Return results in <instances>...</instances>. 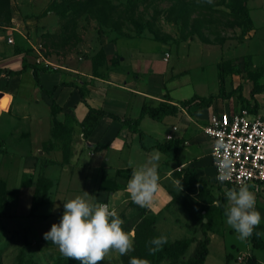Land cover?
Listing matches in <instances>:
<instances>
[{"label": "rangeland", "instance_id": "1", "mask_svg": "<svg viewBox=\"0 0 264 264\" xmlns=\"http://www.w3.org/2000/svg\"><path fill=\"white\" fill-rule=\"evenodd\" d=\"M9 1L15 12L26 6L34 13L32 16L37 17V24L32 27L22 26V15L15 22V28L24 33L28 42L30 61L40 66L48 65L63 78L77 83L86 73H91V56L100 50L110 57H126L127 60L129 53L134 54L135 59L126 65L130 71L132 69V80H139L142 74L141 89L152 92L166 89L165 92L176 100L189 99L195 93L217 95L221 84L224 94H229L242 86L243 79L258 80L252 66L254 59L264 54V0H214L212 4L206 0ZM66 2L73 6L66 15L50 11L55 5L59 7ZM6 16L0 11V20ZM0 34L6 37V30L0 28ZM12 35L7 34L8 38ZM131 39L142 42L135 41L120 49V42ZM157 43L171 53L170 63L164 61L163 47ZM111 65H107V70L102 69L106 71L103 78L110 77ZM126 67L119 71L126 73ZM173 72L179 76L173 77ZM26 79L25 98L13 93L12 80L0 79V189L4 185L9 190H17V200L9 204L8 217L0 219V264H24L28 259H33L35 264H69L71 259L65 258L58 246L45 240L43 234L60 222L63 203L76 196L115 208L124 221L123 229L134 234V251L124 256L113 252L102 264H128L135 257L137 227L144 219L152 222L149 228L156 237L168 238L166 244L190 241L187 252L178 260L164 256L150 264L188 261L197 241L204 236L198 220V195L184 189L180 191L176 185L181 172L168 175L159 171V191L150 208L139 207L122 191L110 194L101 190L103 180L116 177L112 174L113 168L104 163L94 169L90 165L95 158H107L108 155L102 153L104 146L87 148L83 144L81 149L76 148L70 163H64L61 152L45 153L42 140L51 134L52 111L43 102L34 105L32 96L40 92L33 76ZM238 96L237 93L233 96L234 101L239 100ZM70 116L75 115L71 113ZM59 118L63 120L64 116L59 114ZM32 132L37 135L36 143L29 145L26 138ZM40 156L55 159L45 170L44 176L53 182L45 193L43 189L36 191ZM82 157L83 160L88 158L86 162L81 161ZM131 158L130 161L140 166L145 163L139 153ZM113 160L112 156L108 162L114 164ZM171 161L173 158L168 162ZM124 162L127 161L122 162L125 166ZM129 174L121 181L125 187ZM24 182H31V185L25 187ZM263 188L251 190L256 192V209L262 216L257 228L264 237ZM85 192L89 195L85 196ZM213 222L206 264H247L248 259L254 257L248 254L250 242L238 239L225 217L217 214ZM260 253L264 257V251ZM74 264L80 261L75 260Z\"/></svg>", "mask_w": 264, "mask_h": 264}, {"label": "crops", "instance_id": "2", "mask_svg": "<svg viewBox=\"0 0 264 264\" xmlns=\"http://www.w3.org/2000/svg\"><path fill=\"white\" fill-rule=\"evenodd\" d=\"M10 8L12 15L11 26H5L3 24L4 19L7 17H5L3 21L0 20V28L6 30V37H2L0 34V79L3 78L5 80H12L15 84L13 93L16 96L25 98L23 93L26 86L25 81H27L26 77L33 76L36 89H38L40 92L38 96H32V99H34V105L43 102L45 105L49 106V109L52 111L53 99H51L38 86L33 69L30 68L27 71L20 73L22 72L25 64L34 65L35 63L30 61L29 55L26 53L29 49L28 42L25 39L24 33L18 28H15V22L17 21L18 16L22 15L24 19L22 26L27 24L28 27H32L37 24V17L32 16L34 13L26 8V6L20 7V11L18 12H15L13 6ZM9 33L13 34L12 38L14 39V43L12 44L8 43L7 34ZM135 41L142 42V40L131 39L128 40V42H120L122 45L119 44V47L120 49L123 45H127L128 47ZM7 45L11 47L8 48ZM160 45L163 47L162 52L164 54V61L166 63H170L171 53L165 50L164 45ZM166 54H169L168 59H166ZM113 55H115V53H113ZM128 55H130L128 60L126 57H123L119 63H117V65H111V60L115 56L110 57L107 55L109 64L111 67H113V71H111L110 77L108 79L94 76L92 69L91 73L85 74V77L81 76L82 80H80L79 83L67 77L63 78L62 75L57 73L53 68L52 71L41 70L39 72L42 85L45 87V89L51 91L55 88L54 99L61 107V112L59 114L64 116V119L62 120L58 115V119L63 123L68 122L73 127L72 158L77 151L76 148L79 147L81 149L83 144H85L87 148L94 146L101 147L103 145L104 151L102 153H106V155H108L107 158H95L92 160V164H90L91 167L94 169L104 163L110 168H113L112 174L114 173L116 177L112 181L120 184L121 188L117 191L110 192V194L122 191L125 193V196L130 197L126 190L127 187H125L121 181L123 176H125L127 173H130V179L133 170L139 168L140 166L139 164L130 161V158L135 153H139L146 161L149 154L153 150L147 151L143 148L140 134L132 133L127 125L123 124L122 122L115 121L108 116H104L100 120L99 124L92 131L88 138H86L84 135L82 122L89 112V107L102 109L108 113L119 116L120 118L136 119L140 116L145 105L155 107L160 103H169L179 107L180 112L176 115L166 116L162 121H156L149 116H146L142 120L139 129L144 133L143 141L145 147L149 149L156 145L178 142V149L175 147V145H173V147H171L168 152H162L159 149H156L162 153L159 171L170 175L176 171L181 172L183 168H194L199 177H204L212 183V190L214 194L216 195L214 191L216 190L220 192L221 195L224 190L221 191L219 185L215 182L216 174L212 156L213 141L208 135L205 134L204 127L208 125L213 114L229 111L231 109L238 110L243 108L246 103L249 104L251 111L264 115V54L259 59L255 58L253 61L252 70L257 73L256 75H258V80L253 81L246 78L243 79L242 86H240L242 88L241 94L245 99V103H243L241 100L234 101L233 97L230 100L216 98L213 104L207 108H202L198 103L192 106L182 107L181 102L189 100L195 95L206 98L209 96H203L195 93L189 99L176 100L169 92H165L166 89H161L160 92H152L141 89L139 83L141 82L140 80L142 78V74H140L139 80H132V69L130 71L129 67H126L127 63H129L128 61L135 59V55L131 53ZM90 62L92 67V61ZM41 67L50 66L46 65ZM122 67L127 68L125 71L126 73L124 74L119 71ZM9 72H15L18 73V75L9 76ZM173 75V77L179 76V74L177 75L175 73ZM66 84H74L77 87ZM84 84L88 90V97L86 100L82 98L79 90V87H82ZM71 113H73L75 116L71 117ZM69 117L72 119H68ZM52 129L53 126L51 128V134L49 137L45 136L46 138L42 140L43 146L53 139ZM36 137L37 135L35 132L29 134V136L26 138L28 144L31 145L36 143ZM40 139H42V137ZM44 152L48 153L46 151ZM28 154H30V151H28ZM94 155L91 156L95 157L96 155ZM112 156L114 158L113 163L115 165L108 162L109 158ZM127 156L128 158L126 159L125 157ZM99 157H101V155ZM172 158L173 162H168L169 160H172ZM87 159L88 158L83 160L82 157L81 161L86 162ZM124 159L127 161L124 162L125 166L122 165ZM81 165L86 168L89 167L87 164L84 166L85 164L81 163ZM220 195L216 196L218 197ZM248 248L250 252L246 253L249 255H255L259 264H264V257H262V253H260L262 250L255 249L251 243L248 245Z\"/></svg>", "mask_w": 264, "mask_h": 264}, {"label": "trees", "instance_id": "3", "mask_svg": "<svg viewBox=\"0 0 264 264\" xmlns=\"http://www.w3.org/2000/svg\"><path fill=\"white\" fill-rule=\"evenodd\" d=\"M10 6L11 5L9 0H0V11L2 12V14L5 12L7 15L6 16L7 18H5L3 21V24L5 26H11L12 15H11ZM72 8L73 6H71V4L66 2L65 4L59 7H56L55 5L50 11H54L57 14L64 16ZM26 53L27 55H31V51L29 50H27ZM120 60H121L120 57L115 56L111 60V63L113 65H117V63H119ZM91 61H92L93 75L96 77L103 78L106 71L102 72V69L105 67L107 70V65L109 64V59L105 51L100 50V52H98L96 55L91 56ZM30 68L33 69L34 71V76L36 78L38 86L51 99H53V105H52L53 139L48 143L44 144V151L48 153L52 151H60L63 154L64 163H70L72 157L73 127L68 122L63 123L58 119V115L61 112V107L54 99L55 88L51 91L45 89V87L42 85L39 76V72L41 70L52 71L53 69L50 67H41L36 64L34 65L25 64L22 72L20 73H23ZM8 74L9 76L18 75V73L15 72H9ZM66 85H71L74 87L76 86L74 84H66ZM79 90L82 95V98L86 100L88 97V90L85 87V84L82 87H79ZM241 91L242 88L238 87L233 92L229 94H224L223 84H221V90L218 95H211L208 98L195 95L191 99L181 102V106L187 107L198 103L202 108H207L213 104L216 98L231 99L236 93L239 94L238 96L239 100L245 103V99L243 98ZM243 107L248 108L250 110L249 104L247 103ZM179 112H180L179 107L171 105L169 103H160L155 107L145 105L142 109L140 116L136 119H132V118H120L119 116L108 113L102 109H95L89 107V112L86 118L84 119V121L82 122V129L85 137L88 138L92 133V131L97 127L100 120L104 116H108L115 121H119L127 125L132 133L140 134L142 146L147 151L159 149L162 152H168L169 149L173 147V145H175V147H177L178 149L179 148L178 142L177 143L170 142L163 145H156L152 148L147 149L143 141L144 133L142 132V130L139 129V126L142 120L146 116H149L150 118L156 121H162L166 116L176 115ZM0 151H2L1 147H0ZM40 159L41 162H40V170L38 175L36 191L39 192L40 189H43L45 193L53 185V182L44 176L45 170L47 166H49L52 163H55V160H53L50 157L47 158L41 157ZM179 179L183 185L184 190L189 191L191 194L198 195V203L200 207L198 210V214H199L198 220L200 221V225L204 236L203 239L197 241L196 248L192 253L190 259L186 262H183L182 264H206L207 258L210 253L209 246L211 243V237L209 233L213 232L214 229L213 217L217 214L225 217L224 205L226 204L227 201L224 196V192H222V194L217 197L212 190L213 187L212 183L204 177H199L194 168H189V167L183 168L181 170ZM30 185L31 182L23 183V186L25 187H29ZM100 188L101 190L114 192L119 190L121 188V185L115 181L105 179L102 181ZM16 200H17V190L15 189L9 190L3 185V187L0 189V219L8 217L9 204L14 203ZM34 207H36V204H34ZM205 219H208V221L205 222ZM150 224H152V222L149 219H144L143 222L137 227V232H136L137 249L135 252V258L147 259L149 262H153L158 257L160 258L167 256L172 260H178L187 252L190 246V241L185 240V241H178L174 244H165L162 247V250L158 251L154 255L150 254L148 250L149 245L147 242L150 241L152 238L156 237L155 233L149 228ZM255 233H259V235L257 236L255 235ZM248 241L253 245L255 249L264 251V237L258 228L254 229V234L251 238L248 239ZM229 257H231V255H229L228 258ZM74 261L75 260L71 259L69 261V264H74ZM24 264H35V262L33 259H28L27 261H25ZM247 264H259L257 257L254 255V257L249 258Z\"/></svg>", "mask_w": 264, "mask_h": 264}, {"label": "clouds", "instance_id": "4", "mask_svg": "<svg viewBox=\"0 0 264 264\" xmlns=\"http://www.w3.org/2000/svg\"><path fill=\"white\" fill-rule=\"evenodd\" d=\"M214 0H206L212 4ZM223 148V145H219ZM162 153L154 149L139 168L133 170L127 182V192L133 203L141 208H150L159 191V167ZM217 180L224 184L231 182L234 174V160L222 153L216 157ZM182 191L181 181L176 182ZM247 181L237 187L224 189L226 204L224 215L226 223L238 234V239L246 241L254 234L261 223V213L256 209L257 196ZM256 191H259L256 188ZM89 195L85 192V196ZM64 212L58 224L43 234L47 241L57 245L60 253L67 259L80 261V264H102L111 253L124 256L134 251V234L126 232L115 208L107 203L93 204L84 197L76 196L63 203ZM259 235V233H255ZM168 242L166 236L148 241L149 253L162 250ZM129 264H150L147 259L131 258Z\"/></svg>", "mask_w": 264, "mask_h": 264}, {"label": "built area", "instance_id": "5", "mask_svg": "<svg viewBox=\"0 0 264 264\" xmlns=\"http://www.w3.org/2000/svg\"><path fill=\"white\" fill-rule=\"evenodd\" d=\"M8 43H14L12 36L8 38ZM168 58L169 54H166ZM204 132L213 141L215 182L219 186L232 188L241 181H247L254 189L264 187V115L245 107L218 112L211 116ZM221 153L234 160L233 180L224 184L216 178L218 167L215 159Z\"/></svg>", "mask_w": 264, "mask_h": 264}, {"label": "water", "instance_id": "6", "mask_svg": "<svg viewBox=\"0 0 264 264\" xmlns=\"http://www.w3.org/2000/svg\"><path fill=\"white\" fill-rule=\"evenodd\" d=\"M2 96H0V98H1ZM205 222H207V220H205Z\"/></svg>", "mask_w": 264, "mask_h": 264}]
</instances>
